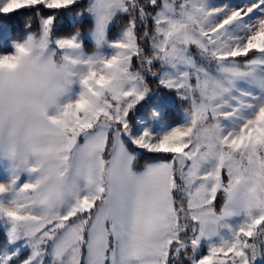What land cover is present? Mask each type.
Masks as SVG:
<instances>
[{
  "label": "rangeland",
  "instance_id": "374dc122",
  "mask_svg": "<svg viewBox=\"0 0 264 264\" xmlns=\"http://www.w3.org/2000/svg\"><path fill=\"white\" fill-rule=\"evenodd\" d=\"M74 1L0 0V6L10 13L32 3L63 8ZM127 1L92 0L89 16L94 26L87 38L97 50L106 48L103 54L84 53L76 37L55 40L63 50L58 58L47 52L43 37L16 48L21 65L24 59L48 56L55 63L59 97L50 103L54 107L48 118L74 129L68 136L72 145L81 129L100 119L93 135L106 133L114 123L125 126L123 106L146 98L144 79L132 64L138 50L132 28L107 42L116 16L129 12ZM161 2L150 36L165 68L160 84L180 90L195 80L202 98L179 127L145 128L139 120L132 142L148 153L174 154L171 161L159 160L152 167L171 175L177 165L182 197L176 203L187 207L199 224L190 241L194 264H264V0ZM8 34L0 25V44ZM194 50L203 56L202 66ZM253 51L258 55L246 70L227 63L229 57ZM213 60L218 61V74L209 70ZM1 157L0 228L10 249L0 248V264H168L170 247L181 237L174 198L167 243L118 240L111 236L106 204L97 207L77 199L74 205L64 202L69 210L46 211L36 195L38 160ZM223 178L227 187L221 185ZM176 186L171 178V188ZM219 193L227 201L217 211ZM102 194L103 189L95 199ZM22 253L26 258L20 261Z\"/></svg>",
  "mask_w": 264,
  "mask_h": 264
},
{
  "label": "crops",
  "instance_id": "0c3cea01",
  "mask_svg": "<svg viewBox=\"0 0 264 264\" xmlns=\"http://www.w3.org/2000/svg\"><path fill=\"white\" fill-rule=\"evenodd\" d=\"M17 47L21 44L14 45L11 54L0 55V157L38 160L36 195L44 210H67L64 202L74 205L77 199L97 207L106 204L112 238L167 243L169 171L151 167L148 172H135L131 153L117 139L105 173L106 133L96 132L82 144L72 145L65 128L48 118L54 107L50 103L59 97L55 63L48 57L24 59L21 65ZM102 189L103 197L95 199Z\"/></svg>",
  "mask_w": 264,
  "mask_h": 264
},
{
  "label": "trees",
  "instance_id": "16d2710c",
  "mask_svg": "<svg viewBox=\"0 0 264 264\" xmlns=\"http://www.w3.org/2000/svg\"><path fill=\"white\" fill-rule=\"evenodd\" d=\"M91 3L92 0H75L67 7L49 8L40 2L32 3L28 7L19 8L10 13L2 12L0 6V25H5L9 31L8 36L4 38V43L0 44V55L11 54L14 50V45L23 44L31 38L38 37L45 38V48L49 54L55 55V58L63 55V50L55 44V40L70 37L79 39L84 53L91 55L103 54L106 48L97 50L96 46L87 38V33L94 26V21L89 16ZM127 3L129 12L116 16L108 32L107 42L110 43L118 39L125 31L132 28L138 45L137 55L132 59V64L135 65V69H138V72L142 75L147 91L144 100L133 106H123L126 125L114 123V128L106 132L102 153L105 173H107L106 168L109 165V158L118 138L131 153L133 169L137 173L148 172L156 161H171L175 157L174 154L148 153L133 144L131 136L138 125L137 123H139V120L143 121L139 125L145 128L179 127L184 124L188 116L193 114L196 103L199 100L201 101L202 98L195 80H192L190 88L186 87L180 90H168L160 84V76L165 68L162 66L160 59L157 58L158 56L154 54L150 36L155 29V19L158 11L162 7L161 0H128ZM194 51H196V54L193 53ZM194 51L192 53L196 57L195 60L202 66L205 62L203 56L201 57V54H198V50ZM257 55L258 52L253 51L245 56L229 57L227 63L232 64L236 69L246 70ZM206 57L210 59V54H207ZM216 66L218 67V61L213 60L209 67L211 73L218 74L217 70L220 71V68ZM126 102H129V100ZM101 120L95 122V125L90 128L81 129V135L77 136L75 140L76 145L82 144L88 137L93 135ZM65 132L67 136H70L74 133V129H65ZM175 166L177 169V165ZM176 169H173L174 171L171 173L172 180L177 184L176 187L171 188V200L174 198L178 215L177 228H181L180 232L178 231L181 237L180 242L173 243L170 247L168 264H194V249L191 247L190 241L196 235L199 224L190 218V212L187 207V210H183L176 203V200L178 201L182 197L180 192L182 181L177 177ZM224 176V173H222V177ZM225 182L223 178L221 183L223 187L228 186ZM222 194L219 193L216 198L218 205H216L215 209L217 211L227 201ZM261 228H264V226H261ZM7 243V234L0 228V248L7 249L4 246L9 248ZM182 245L185 248L179 249ZM25 258L26 253H22L19 260L22 261Z\"/></svg>",
  "mask_w": 264,
  "mask_h": 264
}]
</instances>
